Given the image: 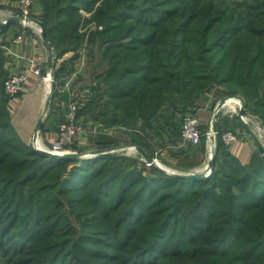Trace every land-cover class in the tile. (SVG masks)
<instances>
[{
	"label": "trees",
	"instance_id": "16d2710c",
	"mask_svg": "<svg viewBox=\"0 0 264 264\" xmlns=\"http://www.w3.org/2000/svg\"><path fill=\"white\" fill-rule=\"evenodd\" d=\"M37 2L53 62L72 53L53 72L52 97L82 49L92 65L77 114L101 124L96 150L122 141L198 166L205 129L195 146L167 145L177 117L211 91L241 99L264 127V0ZM4 62L0 48V264H264L263 155L241 164L218 126L210 172H193L199 178L107 153L46 156L11 123Z\"/></svg>",
	"mask_w": 264,
	"mask_h": 264
},
{
	"label": "crops",
	"instance_id": "0c3cea01",
	"mask_svg": "<svg viewBox=\"0 0 264 264\" xmlns=\"http://www.w3.org/2000/svg\"><path fill=\"white\" fill-rule=\"evenodd\" d=\"M3 4L5 7L9 6L8 2H4ZM20 29L21 28L18 23H12L9 27H7V29L0 30V44L3 48H5L3 49V53L5 55L3 68L5 72L7 74H18L22 72L28 66L27 60L31 58L34 59L41 68L45 69V71L48 70L49 67H51L52 70L58 69L60 67V62L55 61L53 62V65L52 62L50 63L49 46L46 47L44 42L41 43L37 39V37L33 33L32 28L28 30L29 35L28 38L25 39V42L17 46L12 45V40L18 34ZM51 77L53 79L52 75ZM76 78L72 79L74 80ZM40 82L41 81L38 78L30 76V79L26 84L27 92L32 91L34 85H37ZM51 85L54 89V79ZM60 87H56L57 94H55V96L53 97V102H61L60 99L64 94H66L67 96V99L65 100V102H67L71 95L68 89L61 90ZM43 89L41 87L38 92L36 89L31 92V95L25 101V105L22 104V106L26 107L25 110H21V107L19 108V110H17V107L16 109L14 108V105L12 106L13 103L9 104V115L11 118V123L24 142H27L33 135V130L36 128L37 122L41 119L36 117L35 114L38 109L37 105ZM214 93L215 92L211 91L210 93L202 95L196 103L195 113L199 119L200 127L207 131L208 128L212 125L214 130L219 126L222 131H233L236 134L237 139L228 148V150L243 165H248L255 156L262 157V154L257 149L253 140L254 127H251L245 121L247 113L244 112L243 119H241L240 116L233 112V108L235 105H237V101L239 98L220 97ZM58 124V117L54 115L42 119V127L40 130L41 135L39 137V140L42 144L47 145L54 143L57 136L56 132ZM95 126L98 127L99 125ZM120 131L122 132L123 130ZM120 131H116L114 129L113 134L117 135L120 133ZM83 140H86V138H84ZM212 142L214 143L213 145H215V142ZM211 143H207L205 141L204 154L200 155L199 157L200 164L194 167L192 169V172L206 173L205 165L209 162L214 151V147L212 148ZM128 145L129 144H126L125 142H120L117 146H120L124 149V147H127ZM162 156L167 160H171V158L169 159L170 156L167 151H163Z\"/></svg>",
	"mask_w": 264,
	"mask_h": 264
},
{
	"label": "rangeland",
	"instance_id": "374dc122",
	"mask_svg": "<svg viewBox=\"0 0 264 264\" xmlns=\"http://www.w3.org/2000/svg\"><path fill=\"white\" fill-rule=\"evenodd\" d=\"M5 0L1 1L0 0V10H5L7 7L4 6L3 2ZM2 2V3H1ZM9 2V1H8ZM83 15L85 17H89V13L87 14L86 12H82ZM86 29H88V31L94 30L95 29V25L94 24H89L86 26ZM85 29V30H86ZM49 55H50V63L52 62L53 65V60H54V51L52 48H49ZM72 55V53H68L66 55H64L61 59H59L58 61L61 63H63V61H65L66 59H68L70 56ZM55 62V61H54ZM74 68L75 71L69 75L68 77H63L61 79V90H66L68 89L71 93L69 99L67 100V102L62 101L56 103L55 101L53 102V87L51 84H49L48 86V82L46 81H41L40 83H38L37 85H34L33 90H37V92L40 90V88L44 85H47V89L46 90H42L41 93V97L40 100L38 102V109L36 111V117L41 118V119H45V117H51V116H56L58 117L59 120V124L57 126V131H58V127L61 124L64 115L66 114L68 107L70 105L71 102H75L77 103V105L80 107L82 106L83 102V94L84 93H88V86L89 83L91 81V69H92V65L89 63V58L86 56V52L84 49H82L79 53L78 59L75 61L74 63ZM49 69H51L52 73H50L53 76V71L51 67H49ZM42 72H43V77H47V73L45 71V69L42 68ZM10 74H5V78L3 80V83L5 81V79L9 76ZM77 77V78H76ZM72 78H76V79H72ZM54 79V76H53ZM52 79V80H53ZM27 86L25 87V91L23 94L10 98L8 97L6 94V96L9 99V103H8V109L10 108L9 104H12V106L14 105V108H16L17 110H19V108L21 107V110H25L26 107L22 106V104L25 105V101L28 99V97L31 95V92L33 91H28L26 90ZM4 92V90H3ZM216 94V92L214 93ZM16 103H15V102ZM11 102V103H10ZM18 102V103H17ZM13 108V109H14ZM243 108V107H242ZM12 110V108H11ZM54 110V111H52ZM244 110V108H243ZM13 115V114H12ZM238 116H240L237 113ZM184 115H180L179 117H177V121H178V129H176L178 132L180 130V120H182ZM244 115H242L243 117ZM241 117V116H240ZM78 121L79 124L82 126L83 129H85V133L86 135H82V137L80 138V140L76 143H74L70 148H69V153H77V154H81V158H87L89 157L91 152L96 151L95 149V145L92 141V136L95 137L96 133L99 132L98 128H101V124L98 122H94L92 120H88L84 117H78ZM245 121L247 122V124H249L251 127H254V133H253V137H255L258 141L261 142L264 141V127L261 125L260 121L253 115L247 113L246 117H245ZM95 125H99L98 127H96ZM115 128H109L104 130V132L108 133H113ZM175 130V131H176ZM17 132V131H16ZM176 133L174 135L171 136L173 142H177V144L172 142V145L168 144L167 146H169L170 148H173L176 146H183L182 144H188L187 142H184L182 140V138L180 139L179 137V133ZM93 135H91V134ZM57 134V132H56ZM95 134V135H94ZM119 134L122 135V133L120 132ZM19 135V134H18ZM41 133L40 131L37 133V135H35V129L33 130V135L29 138V140L27 142H24L25 144H28L30 146H32L34 149H43L45 151L50 150L51 146L53 145V143L51 144H42L41 141L39 140ZM115 136H118V134ZM19 137L21 138V136L19 135ZM93 137V138H94ZM84 138H86V140H83ZM22 139V138H21ZM36 139V146L34 145V140ZM56 140H57V136H56ZM56 140L54 141V143L56 142ZM121 141V140H120ZM122 142V141H121ZM152 143L155 145V152H159L160 150H162L163 148H161L160 146H158V144L162 143L161 139L155 138ZM122 144V143H121ZM214 143H211L212 148L215 147V145H213ZM128 146H134L132 144H129ZM124 147V149L120 146H115V147H111L109 149L103 150V153H107L110 155H120V156H125L129 159H132L134 161H136L138 164H145L148 165L145 160L143 159V157L141 156L140 152L138 150L133 151V153H129L126 154L125 151H127L126 149L128 148ZM136 147V146H135ZM195 148V147H193ZM163 151H167V150H162L161 153L159 154V158H152L154 160V163L152 166H155L157 168H159L160 170H163L167 173H176V174H188V173H192V169L193 168H189V167H179L177 166V162L175 159H173L170 156V151H167L169 154V159L171 158V160H167L165 158H163L162 156V152ZM207 165V164H206ZM140 167V165H138ZM196 167V166H195ZM209 169V168H207Z\"/></svg>",
	"mask_w": 264,
	"mask_h": 264
},
{
	"label": "built area",
	"instance_id": "2783aa9c",
	"mask_svg": "<svg viewBox=\"0 0 264 264\" xmlns=\"http://www.w3.org/2000/svg\"><path fill=\"white\" fill-rule=\"evenodd\" d=\"M9 6L5 10H0V25H6V22L11 18H20L18 22L20 26V31L13 38L12 45L17 46L25 42L28 38V30L33 29V33L37 39L42 43L43 39L41 36L42 28L39 22V16L41 15V9L38 5L37 0H17L14 2H8ZM33 16V17H32ZM0 48H3L0 44ZM7 50V49H6ZM28 66L22 72L18 74H10L3 83L4 93L10 97H16L24 93L25 86L28 83L30 76L38 78L40 81H46L49 84L53 82L51 74V69L46 70L47 77H43L42 68L36 63L34 59H28ZM243 107L241 99H238L237 105L234 106L233 112L237 114L239 110ZM78 105L75 102H71L66 114L63 117L61 124L57 131V140L51 146L48 152L53 154H66L69 153V148L76 142L80 140L82 135H86L85 129L79 124L78 121ZM243 119V117H240ZM110 134V133H108ZM201 137V130L199 119L196 113H186L182 119L181 125V138L184 142L195 146L199 144ZM215 130L211 125L205 132V141H214ZM237 139L236 134L233 131H224L221 135L222 143L226 147H230ZM260 142V141H259ZM264 147V141L260 142ZM34 145L36 146V139L34 140ZM39 149V148H38ZM43 150V149H40ZM125 150V149H124ZM125 151L126 154L133 153L136 151L135 146H128ZM205 165L206 174L210 172Z\"/></svg>",
	"mask_w": 264,
	"mask_h": 264
},
{
	"label": "water",
	"instance_id": "95a60500",
	"mask_svg": "<svg viewBox=\"0 0 264 264\" xmlns=\"http://www.w3.org/2000/svg\"><path fill=\"white\" fill-rule=\"evenodd\" d=\"M19 21H20V18H16V17L15 18H11V19H9L6 22V25H9V24H12V23H18ZM40 26L42 28L41 36H42L43 42H44L45 46L48 47L49 46V38H48V36L46 34V31L43 28V26L42 25H40ZM238 114L240 116H242L244 114L243 108H241L239 110ZM41 127H42V119H40L37 122V126L35 128V135H37V133L41 130ZM253 140L255 142V145H256L257 149L264 156V147H263V145L255 137H253ZM214 142H215V146H217L218 143H219V131H218V129H215ZM136 149L140 152L141 156L143 157V159L145 160V162L148 165H153L154 160L151 157H149L143 150H140L137 147H136ZM37 150L40 151L41 153H43L46 156H49V157H52V158H58V159H75V158H79L81 156V154H77V153L53 154V153L45 151V150H40V149H37ZM102 153H103V150H96L94 152H91L90 155L91 156H95V155L102 154ZM213 159H214V155L212 154L209 162L207 163V167L209 169L212 166ZM179 176L182 177V178H185V179L199 178L200 177V176H198L196 174H192V173L179 174Z\"/></svg>",
	"mask_w": 264,
	"mask_h": 264
},
{
	"label": "bare ground",
	"instance_id": "6f19581e",
	"mask_svg": "<svg viewBox=\"0 0 264 264\" xmlns=\"http://www.w3.org/2000/svg\"><path fill=\"white\" fill-rule=\"evenodd\" d=\"M43 88H44V90H46L47 89V85H44Z\"/></svg>",
	"mask_w": 264,
	"mask_h": 264
}]
</instances>
